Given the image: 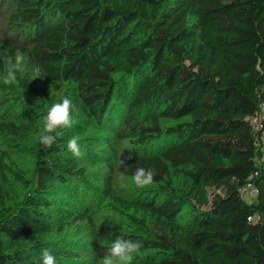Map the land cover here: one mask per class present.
Listing matches in <instances>:
<instances>
[{
    "label": "trees",
    "instance_id": "1",
    "mask_svg": "<svg viewBox=\"0 0 264 264\" xmlns=\"http://www.w3.org/2000/svg\"><path fill=\"white\" fill-rule=\"evenodd\" d=\"M17 1L12 20L31 47L1 40L0 49L12 61L17 50L25 54L22 94L47 99L49 86L65 88L60 100L72 101L73 126L92 119L99 129L121 99L120 138L136 147L170 138L117 168L129 177L138 167L152 170L160 189L159 199L111 196L133 227L117 237L141 244L133 264H264V0ZM7 118L0 116V136L39 135L35 123ZM66 134L51 148L37 139L33 181L0 152V264H38L42 248L56 264L78 259L48 240L51 219L71 214L56 208L58 185L85 177ZM9 177L23 197L7 188ZM175 179L189 188L177 189ZM103 182L111 195V176ZM212 188L223 194L211 197Z\"/></svg>",
    "mask_w": 264,
    "mask_h": 264
},
{
    "label": "rangeland",
    "instance_id": "2",
    "mask_svg": "<svg viewBox=\"0 0 264 264\" xmlns=\"http://www.w3.org/2000/svg\"><path fill=\"white\" fill-rule=\"evenodd\" d=\"M17 3V0H0V45L2 40L12 45L19 44L30 48L29 40L25 39V31L17 27L12 20ZM12 62V58L4 56L0 49V84H3L2 77L6 67ZM13 86L15 88L12 90L17 93L0 90V116L8 117L7 119L17 123H35L39 129L42 128V118L47 108L59 102L65 89L57 92L49 86V97L46 99L26 97L18 89L17 83ZM110 107L108 114L112 118L108 119L111 122L108 124L107 121L106 126H102L101 129L96 120L89 119L84 125L61 130L68 132L64 137L79 138L83 156L76 159L85 172V177L74 175L66 183L59 184L55 194V205L58 206L56 208L71 214H57L51 219L55 231L48 240L63 244L65 246L63 250H69L77 255L78 259H72L68 264H98L107 251L106 249L104 253L97 254L98 247L108 248L118 233L128 232L133 228L128 214L115 209L111 196L130 201H143L155 197L159 199L160 189L157 184L137 188L131 177L121 174L117 168L124 158L155 151L165 142H169L170 138L156 139L147 145L136 147L132 140L122 139L117 135L118 130L124 126L122 116L125 114L127 103L115 99ZM253 122L257 128L261 125L259 120ZM163 123L169 125L172 122L164 120ZM37 138L38 135L31 134L26 141L21 142L11 140L8 136H0V152H7L10 159L25 172L30 181L35 178L34 149ZM107 176H111V195L105 193L106 185L103 180ZM175 187L181 190L189 188L185 182L176 179ZM7 188L13 190V196L23 197L25 194L24 189L11 177L8 178ZM209 192L211 197L214 194H223L221 190L215 188ZM244 196L251 200V190L244 191ZM91 206L92 208L86 211ZM186 212L187 210L184 211ZM83 213H86V218L78 219V215ZM61 223L66 225L63 230L58 231ZM151 228L154 230L153 226Z\"/></svg>",
    "mask_w": 264,
    "mask_h": 264
},
{
    "label": "clouds",
    "instance_id": "3",
    "mask_svg": "<svg viewBox=\"0 0 264 264\" xmlns=\"http://www.w3.org/2000/svg\"><path fill=\"white\" fill-rule=\"evenodd\" d=\"M23 71H25V54L17 50L13 62L5 69V74L2 77L3 84L15 85L18 82L17 73ZM33 71L38 74L40 69L36 66ZM73 108L72 101L67 97H63L59 102L53 103L47 108L37 138L39 144L45 148H51L56 143L58 136L62 135L61 130L73 126ZM67 149L77 159L83 156L79 138L76 136L68 140ZM154 177L155 173L152 170L138 167L133 172L131 180L137 188H144L153 183ZM27 242L31 243V240H27ZM140 249L141 244L139 241L118 236L111 242L98 264H133L134 257ZM12 264H14V261ZM38 264H56V258L48 248H42Z\"/></svg>",
    "mask_w": 264,
    "mask_h": 264
}]
</instances>
